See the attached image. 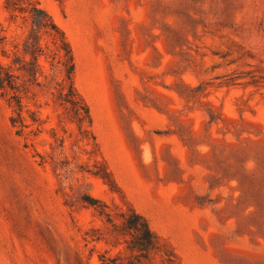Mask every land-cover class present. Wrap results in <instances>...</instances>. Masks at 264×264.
Segmentation results:
<instances>
[{"label": "rangeland", "instance_id": "obj_1", "mask_svg": "<svg viewBox=\"0 0 264 264\" xmlns=\"http://www.w3.org/2000/svg\"><path fill=\"white\" fill-rule=\"evenodd\" d=\"M40 2L71 45L95 139L58 104L59 68L42 57L35 81L9 67L0 264H101L100 254L167 264L130 252L131 235L115 234L88 198L113 213L132 205L174 264H264V0ZM0 21L8 65L23 33L4 0ZM41 44L48 50L46 34Z\"/></svg>", "mask_w": 264, "mask_h": 264}, {"label": "trees", "instance_id": "obj_2", "mask_svg": "<svg viewBox=\"0 0 264 264\" xmlns=\"http://www.w3.org/2000/svg\"><path fill=\"white\" fill-rule=\"evenodd\" d=\"M4 7L8 14V22L15 23L23 33L21 54L14 53L11 63L5 65L0 62V88L14 89V73L9 70L13 66L20 73H27L33 80H37L43 73V57L51 68H59L63 76L55 86L58 104L62 105L68 117L78 128L83 137L95 139L92 133V116L90 107L85 98L79 92L73 81L75 62L71 45L63 29L54 21L49 12L42 6L40 0H4ZM42 34H46L51 44L44 51L41 40ZM7 39V27L0 21V53L7 57L5 40ZM25 55L29 59H25ZM18 104L19 100L14 98ZM21 114L15 110L10 116V122L16 128L17 133L21 129ZM109 183L116 185L109 170L103 172ZM95 212L103 217L111 225L115 234L131 235L124 241L127 249L136 256L148 257L151 252L160 254L167 264H174V253L152 231L146 218L138 213L130 204L120 212H111L107 204L99 198H88ZM89 201V200H88ZM118 217L119 221H115ZM101 264H120L115 257L99 255ZM178 264V263H177Z\"/></svg>", "mask_w": 264, "mask_h": 264}]
</instances>
